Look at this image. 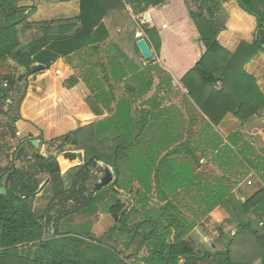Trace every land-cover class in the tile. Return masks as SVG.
Returning <instances> with one entry per match:
<instances>
[{"label":"trees","instance_id":"trees-1","mask_svg":"<svg viewBox=\"0 0 264 264\" xmlns=\"http://www.w3.org/2000/svg\"><path fill=\"white\" fill-rule=\"evenodd\" d=\"M170 1L79 0L77 17L34 25L39 27V36H33L25 45L17 38L15 26L19 21H8L0 28V58H10L18 68L24 69L27 78L39 73L60 75L54 80L62 87L54 94V109H60L59 105L74 108L82 103L93 115L101 117L103 112L95 106L98 100H105L108 107L115 104L110 119L103 117L93 123L77 125L54 139L44 137L38 149H33L30 160H27L25 147L32 145L25 140L13 154L14 158L18 154L22 165L0 168L5 178L11 173L7 187L0 193V264H126L118 255L119 248L129 253L127 259L134 258V264H138V260L144 264H179L182 259L183 264H200V260L207 257L220 259V264H253L258 259L264 264V148L257 152L248 142H243L239 132L223 140L214 130L228 113L241 123L252 117L264 120V96L254 78L244 70L258 53H264V0H236L241 10L256 18L257 28L253 42H241L234 53L223 49L217 41L223 27L218 23L214 1L195 0L199 2L196 10H188V20L196 34L194 45L199 52L187 69L179 65L186 70L178 78L188 97L207 117L205 127L198 132L205 140L203 146L182 142L169 150L163 142L182 137L180 122L176 127L165 119L156 131L135 127L127 130L128 112L123 105L127 100L115 98L114 93L109 99H100V95L105 98L104 85L110 93L114 90L110 78L114 84L125 81L124 87L130 89L144 79L149 67L130 60L137 50L134 27L138 23L134 19L141 18L151 8L153 20L154 11ZM8 4L0 0L1 7L9 8ZM211 8L214 11H210ZM157 28L154 25L143 31L161 59ZM117 29L121 35L111 37L110 32L115 33ZM87 51L97 57L98 65L93 66L104 75L100 79L102 83L97 80L90 87L86 74L83 75L88 89L94 87L100 91L95 97L67 69L56 67L61 58L68 61ZM101 56L107 58L109 71L101 64ZM36 66L43 69L35 72ZM151 69L159 79L157 94L163 92L166 96L165 87L171 86V76L157 65ZM217 82L221 83L218 90ZM151 84L150 81L146 86ZM36 92L39 85L28 84L17 101V109H25L29 97H34ZM0 98L5 103L4 91H0ZM159 107L161 104L155 108ZM157 134L161 138L158 144L147 140L148 135L155 138ZM56 142H60L61 148L71 144L75 150L82 151L83 163L73 168L74 172L62 182L67 188L59 189L44 213L37 215L32 206L41 184L37 177L43 173L55 179L59 176L55 156L42 155L40 147ZM199 151L204 152L203 157L215 153L213 160L223 174L198 171L201 164L195 154ZM106 171L112 174V181L96 191L97 174L102 177ZM251 171L262 185L244 200H237L233 193L237 180ZM104 192L111 198L108 213L118 218L100 238L95 239L85 232L71 235V231L62 238L56 237V231L51 235L53 238L47 235L48 227L52 225L56 229L58 223L70 215L82 213L90 217L95 214ZM124 201L128 204L125 207L122 206ZM217 207H222L236 222L237 231L226 241L224 252L198 253L197 245L187 236L198 221ZM254 224L262 234L253 229ZM239 245L244 247L241 257H237ZM143 250L146 255L139 258Z\"/></svg>","mask_w":264,"mask_h":264},{"label":"crops","instance_id":"crops-1","mask_svg":"<svg viewBox=\"0 0 264 264\" xmlns=\"http://www.w3.org/2000/svg\"><path fill=\"white\" fill-rule=\"evenodd\" d=\"M212 1L215 2V9L218 10L216 12L218 23L223 27L217 35V41L220 46L229 53H234L241 42L251 44L257 28L256 18L241 10L236 0H229L226 3L223 0ZM3 2H8L9 8L0 6V28L8 21H19L15 29L21 45H25L33 36H39V27L34 25L48 23L50 21H64L75 18L79 14V0H71L68 2H60L58 0H3ZM198 3L195 0H171L165 7L154 11L153 20H151V8L141 18L134 19L138 23L134 27V39L136 42L139 39H144L151 51L152 57L148 61L143 60L137 49L133 51V57H130V60L143 67H149L148 73L145 74L143 80L140 79L131 89L124 87L125 81L122 80L123 82L121 81L120 84H114L110 78V83L114 90L110 93L107 85H104L103 91L105 92V98H102L100 95V99H109L114 93L115 98L121 97L127 100L123 104L125 105L124 110L128 112L126 118L127 130L135 127L136 129L141 128L143 131L148 128L156 131L165 119L175 126L177 122H180L182 137L174 138L173 141L166 139L163 142L170 147L169 150H173L182 142L189 143L191 146H203L205 143L204 138L198 136V132L205 127L204 121H207V117L188 97L186 89L182 87L178 78V76L181 77L188 66L192 65V61L196 60L198 56L199 48L194 45L197 41L195 40L196 34L187 16L188 10L195 11ZM210 11H214V9L211 8ZM154 25L158 27L156 31L160 38L161 59L156 54L153 42L149 40L148 36L140 28L142 26L143 29H151ZM138 34H140V37ZM118 35H121L119 29L115 33L110 32V36L113 38ZM97 60L96 56H93V54L87 51L81 55L72 56L68 61L61 58L56 63V67L67 69L77 77L88 93L95 97L100 91L94 89V87L88 89L86 82H83V75L86 74V77H84L89 80V87L95 85L96 81L104 76L99 68L93 66L98 65ZM100 61L101 64H104L106 70L109 71L107 58L101 56ZM155 65L168 73L172 78L171 86L168 88L165 87L167 91L166 96L163 92H158V94L156 92L159 79L151 69ZM179 65L186 67V69ZM244 70L254 78L260 92L264 96V53H258L256 57L244 66ZM24 75V69L18 68L10 58H0V91H4L6 94L5 103L1 102L2 99L0 98V168H4L7 165H14L17 168L21 165V161L18 160V154L16 158L13 157V154L16 152L15 150L19 144L25 140L29 142V135L32 137H40L37 147L32 146L33 149H38L39 143L44 137L54 139L74 129L77 125L93 123L103 117L106 120L113 116L115 104L111 103L108 107L105 100H98L95 105L97 109L103 112V116L101 117L93 115L88 106L82 103H79L74 108L63 107L58 104L60 109H54L52 107L56 103L54 101L56 97L54 94L56 91L60 92L62 90L61 83H58V80L54 83V80L55 77H59L60 75L56 74L57 76H55L54 74V76H46L43 73H39L31 75L28 78ZM12 78L18 81L12 83L10 81ZM21 80L23 81L21 82ZM4 81H10L7 89H4L2 86ZM150 81L152 83L151 86H146ZM28 84H31V86L39 85V92H36L34 97L32 95L29 97L25 109L19 110L16 107L17 101ZM215 88L217 90L219 89L217 87ZM156 94L157 96H155ZM158 104H161V107L155 108ZM162 114H164L163 117ZM214 130L223 140L232 133L239 132L242 135L243 142H248L257 152H260L264 148V120H259L256 117H252L246 122L241 123L236 117L228 113L215 126ZM16 132L20 133L19 137L15 136ZM158 139L161 138L157 134L155 138L148 135L147 140L152 144H158ZM59 145L60 142H56L52 145L46 144L44 147H40L42 155L55 156L59 176L55 179L43 173L37 177L38 182L41 184L32 202L33 210L45 189L51 193L48 200H51L59 189L65 190L67 184L65 182L62 184V182L69 174L74 172L72 171L73 168L83 163L82 151L75 150L71 147V144H66L62 148ZM239 145H241V142ZM28 147L30 146L26 144L25 152L27 157H30L33 154V150ZM199 152L195 154L196 157H199L201 164V170L198 171L203 172L205 170L207 173H215L219 176L223 174V171L218 168V163L213 160L216 158L215 153H208L203 157L204 152ZM4 175V173H0V193H3L5 190L3 183L5 179L3 177ZM101 178L97 174L95 185ZM251 179H254V183H252ZM260 185L262 183L259 177L251 171L243 179L237 180L233 193L237 200H244V197L251 195ZM103 197L104 195L102 194L101 198L103 199ZM153 201L155 202L156 200L154 199ZM126 205L128 204L124 201L122 206L125 207ZM46 208L47 205L43 212ZM96 215L101 216L98 209L90 218H94ZM69 218L62 219L56 229L52 225L50 226L53 229V235L55 231L57 232L56 237L58 238L67 235L66 233L68 231L73 233H70L71 235H75V232L71 230L75 225H71L70 222L63 223ZM91 226L92 234L88 233V235H92L95 239L106 232L103 231L100 233L101 231H97V227L101 226L100 219ZM111 226L110 224L109 227ZM253 229H257L262 234L261 229L256 224L253 225ZM236 231V222L230 218L229 214L222 207H217L197 222L196 227L189 233L187 238L195 242L198 253L202 251V253L208 252L213 254L224 252L226 249V241ZM63 232L66 233L64 235L59 234ZM51 238L53 237L51 236ZM243 248L242 245L238 246L237 257L243 256ZM255 252L256 250L254 252L252 251L253 256H255ZM220 262V259L214 257H207L200 260V264H220ZM183 263V259L179 261V264ZM261 263L262 259H258L253 264Z\"/></svg>","mask_w":264,"mask_h":264},{"label":"rangeland","instance_id":"rangeland-1","mask_svg":"<svg viewBox=\"0 0 264 264\" xmlns=\"http://www.w3.org/2000/svg\"><path fill=\"white\" fill-rule=\"evenodd\" d=\"M140 28L143 30L142 26ZM1 102H3V100H1ZM28 148L33 150L32 147H28ZM251 180H252V183H254V179H251ZM3 183H4V181H3ZM96 191H98V190H96ZM103 195H104L103 200H102L103 202L98 204V210H99V213L101 214L100 217L98 215H96L94 218H90V217H85L84 214L80 213V215L79 214L70 215L69 216L70 218L65 220L63 223L70 222L71 225H75L74 227L71 228V230L73 232L79 233L81 235H83L82 232H85L84 234L91 233V231H92V229H91L92 226L91 225L93 223L95 224L97 221H99V219L101 220V226H100L101 228L97 227V231H101L100 233H102L103 231H107L108 229H110L113 226V224L116 221V219L118 218V216H116V218L113 219L112 214L108 213L107 208H108L109 204H111L110 203L111 198L109 197L108 192H104ZM50 196H51L50 191L45 189L43 195H41V197H39V202H37V204H35V206H34L35 214L42 215L44 213L43 210L45 209L46 205L48 204V201H49L48 199L50 198ZM50 215H52V213H50ZM110 224L112 225L111 227H109ZM52 230L53 229H51V227H48L47 230H46L47 234L53 235ZM65 233L66 232L59 233V234H63L64 235ZM128 254H129L128 252H123L122 248L118 249V255H119V257L121 259H123L124 263H126V264H134L133 263L134 258H131V259H127L126 258V256ZM145 255H146V251L143 250L139 254V258L144 257ZM137 263L138 264H144L142 261H139V260H138Z\"/></svg>","mask_w":264,"mask_h":264},{"label":"water","instance_id":"water-1","mask_svg":"<svg viewBox=\"0 0 264 264\" xmlns=\"http://www.w3.org/2000/svg\"><path fill=\"white\" fill-rule=\"evenodd\" d=\"M136 47H137V49H138L143 60L148 61L151 59V57H152L151 51H150V49H149V47H148V45L144 39H139L136 42ZM42 69H43V66H36L33 68V70L35 72H38L39 70H42ZM28 137H29V142L32 144V146L37 147V143H38L40 137H32L31 135H29ZM10 177H11V173H8L6 175L5 180H4V187L5 188L7 187V183H8V180ZM111 181H112V176L108 171H106L104 173V175L102 176V178L99 180V182L95 185V189L99 190L103 187H106ZM116 216H117L116 214H112L113 219H115Z\"/></svg>","mask_w":264,"mask_h":264},{"label":"built area","instance_id":"built-area-1","mask_svg":"<svg viewBox=\"0 0 264 264\" xmlns=\"http://www.w3.org/2000/svg\"><path fill=\"white\" fill-rule=\"evenodd\" d=\"M2 86H3L4 89H7L9 87V82L8 81H4L3 84H2ZM216 87L217 88H220L221 87V83L220 82H217ZM15 136L16 137H19L20 136V133L19 132H16L15 133ZM27 160H30V157H27Z\"/></svg>","mask_w":264,"mask_h":264},{"label":"bare ground","instance_id":"bare-ground-1","mask_svg":"<svg viewBox=\"0 0 264 264\" xmlns=\"http://www.w3.org/2000/svg\"><path fill=\"white\" fill-rule=\"evenodd\" d=\"M138 36L140 37V34H138Z\"/></svg>","mask_w":264,"mask_h":264}]
</instances>
